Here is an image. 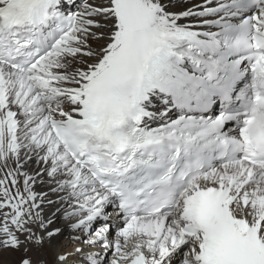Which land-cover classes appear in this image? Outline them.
<instances>
[{
	"label": "snow or ice",
	"instance_id": "snow-or-ice-1",
	"mask_svg": "<svg viewBox=\"0 0 264 264\" xmlns=\"http://www.w3.org/2000/svg\"><path fill=\"white\" fill-rule=\"evenodd\" d=\"M0 264H264V0H0Z\"/></svg>",
	"mask_w": 264,
	"mask_h": 264
},
{
	"label": "rangeland",
	"instance_id": "rangeland-1",
	"mask_svg": "<svg viewBox=\"0 0 264 264\" xmlns=\"http://www.w3.org/2000/svg\"><path fill=\"white\" fill-rule=\"evenodd\" d=\"M64 243H66L67 244V241H65ZM70 246V245H69Z\"/></svg>",
	"mask_w": 264,
	"mask_h": 264
},
{
	"label": "bare ground",
	"instance_id": "bare-ground-1",
	"mask_svg": "<svg viewBox=\"0 0 264 264\" xmlns=\"http://www.w3.org/2000/svg\"><path fill=\"white\" fill-rule=\"evenodd\" d=\"M65 241H67V240L65 239L63 242H65Z\"/></svg>",
	"mask_w": 264,
	"mask_h": 264
}]
</instances>
